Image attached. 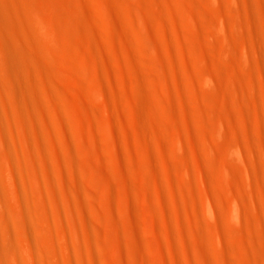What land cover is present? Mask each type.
<instances>
[{
    "label": "rangeland",
    "instance_id": "rangeland-1",
    "mask_svg": "<svg viewBox=\"0 0 264 264\" xmlns=\"http://www.w3.org/2000/svg\"><path fill=\"white\" fill-rule=\"evenodd\" d=\"M156 1L24 0L36 33L33 40L16 34L39 60L32 66L42 70L45 95L44 107L31 114L42 117L30 115V122L23 114L32 110L0 92V215L10 221L16 261L264 264V197L243 176L239 185L222 172L227 133L212 134L206 125L232 119L223 111L230 96L202 76L216 75L219 30L200 23L230 22L227 1H161L163 16ZM237 75L248 76L245 69ZM138 89L153 105V134L138 124ZM261 91L256 106L264 111ZM185 106L195 117L187 123ZM254 115L248 122L257 131ZM41 119L46 127L34 128ZM208 155L217 166L209 173L213 189L203 179ZM241 194L239 221L227 212ZM206 201L216 216L207 214ZM4 228L0 216V244ZM0 258L9 261L1 249Z\"/></svg>",
    "mask_w": 264,
    "mask_h": 264
},
{
    "label": "bare ground",
    "instance_id": "bare-ground-1",
    "mask_svg": "<svg viewBox=\"0 0 264 264\" xmlns=\"http://www.w3.org/2000/svg\"><path fill=\"white\" fill-rule=\"evenodd\" d=\"M161 1L166 2L167 0H158L155 3H159L156 4L158 6V8L156 7V9L158 10V13L163 16L164 10L161 9ZM194 1H196L195 3L198 4V6H202V4H205L206 2H202L201 4L199 2L200 0ZM213 1L215 3H218L222 0ZM226 1L227 4L224 6H226L228 13H230L231 15L232 20L230 22H227V20L225 19V21L223 19H219L218 21L211 22L210 19L206 20L207 17H203L204 19L201 20L202 23L199 22L200 24H203L202 26H200V28L202 27L203 29H206V25H208L219 30V36L217 38L218 42L215 41L216 43L214 47V58L217 65V71L215 73L216 75L205 76L206 74H203L202 72L201 74H203L202 76L205 78L210 76L206 79L203 78L205 84H208V86L209 84H211L214 89L217 88L218 90H225L228 96H230V98L228 99L230 100L228 103L230 105H227L226 103L227 106L223 108V111H225V113L232 119L227 120V122H223L220 120L218 125L216 126L211 124L206 125L209 132L212 134L217 135L222 129H224L227 133V144L226 147H224L223 153H221L220 157L222 158L221 162L223 161V169L221 168L222 172L224 174H228V176L233 177L235 182L237 181V184L239 185V180L241 176H243L244 179L246 178L248 180V184H254L258 186L262 196L264 197V111L256 106L259 91L262 90L261 92L264 98V34L258 31L259 26H262L264 29V0ZM228 1L232 5H229ZM17 30L27 33L31 40L34 39L36 29L34 27V24L32 23L29 8H27L24 0H0V74L2 75V77H0V92L7 100L22 103L26 108L28 107L30 110H32V113L30 112V114L25 115L27 113V109L26 113L23 114L25 116V120H30L29 116L33 114V108H35V111H37L40 104L43 106L42 98L45 93L41 92V82L38 79V76L42 73V70H40L39 68H34L32 66V62L36 58H34L27 52L25 43L16 34ZM195 41L197 43L199 39H195ZM137 65H139V62L137 63ZM224 65L229 66L228 68L229 70H231V75H229L228 73V75L225 74V71L223 69L225 67ZM139 67H141V69L143 68V66ZM243 69L246 70L248 75L247 77H242L240 76L241 74L237 75L238 71ZM257 82L262 85L260 88L261 90L259 89ZM217 89L215 90L217 91ZM182 92L186 94L185 91L182 90ZM41 93H43L44 95H42ZM137 96L139 98L136 115V117H138V124L147 134H153V105L151 104L148 95L143 90L138 89ZM180 96L181 98L184 97L183 95ZM241 98H244V102L242 103L240 102ZM183 102L186 101L184 100ZM185 107L186 109L183 110L182 114L185 118V121L189 119L192 120L194 116L191 117L192 113L187 110V106ZM251 113L255 114L254 118L257 124V131H254L249 127L250 122L248 121H250L249 118ZM35 116L31 115V118ZM40 118L35 117V121L36 119ZM233 118L236 119L234 120ZM237 118L239 119V121ZM42 121V119L39 120L38 122H41V124L36 125L34 123L37 122H34V128H36L37 125H40V129L42 127L45 128L46 123H43ZM192 121L190 123H192ZM42 123L44 126L42 125ZM233 128H236L235 131L241 132V134H235L233 132ZM232 129L233 134L232 132L230 133ZM26 131L24 133H26ZM223 134L224 133H222V135ZM191 135L192 134H189V136ZM37 136H39V134ZM192 137L199 138L198 136L194 135H192ZM240 137H242V139ZM196 141H198L197 143H200V146H203V148L206 147V145H201V140L196 139ZM214 162L210 155H208V158L205 160V163L207 164L206 166L208 168V174L206 177L203 176L204 180L207 179V181L210 182L209 185L211 184L210 186L212 187V189L214 185L212 186L211 181L214 178L212 177L213 179L210 181L211 175H209V173H213L211 171L213 170L212 168L215 165ZM239 164H242V166L244 164L246 168L243 167L238 171L237 167L240 166ZM9 184L12 185L14 183L8 182V185H6V187L8 186L7 189H10ZM13 186L14 185H12L11 187ZM12 190L10 192H12L13 194L15 191L16 194V190H14V188ZM236 197L237 198L233 199L232 201L233 204L231 205V208L229 207L227 217H230L232 219L235 218L236 220L240 221V219H243L244 217V212L240 209V205L244 202L245 198L242 196V194L239 197ZM2 204H4V201H2V197H0V205ZM12 204H16L15 206H17V204L19 205V203L15 200ZM205 204H207V214L211 217H214L216 212L212 210L210 202L208 201ZM251 204L254 207L258 208L254 198L251 199ZM3 215L1 214L0 216L1 218H3L5 225V238L4 242L0 244V249L5 253V256L9 258V261L7 262L8 259L6 258V263H3V261H1L2 259L0 258V264H18L17 262L21 261L20 259L16 261V258L20 256V254H18V247L14 241V236L9 232L8 229V224L10 221H8L9 219L5 218V215ZM258 223L261 224V221L258 220ZM29 230L33 231L31 229ZM29 230H27V234H29L30 236L32 232H30ZM29 236L27 235V237ZM260 239L264 243V236H261ZM26 240H28V238ZM201 240L203 241H201L202 243H206L205 238H201ZM26 243L28 244L26 245L27 248L24 247L26 248L24 249V251L27 259L30 262L32 261V257H30V255H32L30 250L31 243L29 241H26ZM21 256L23 255L21 254ZM203 257L205 258V256ZM21 262L23 263V261Z\"/></svg>",
    "mask_w": 264,
    "mask_h": 264
}]
</instances>
